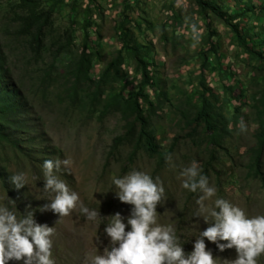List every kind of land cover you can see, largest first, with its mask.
Returning <instances> with one entry per match:
<instances>
[{"label":"rangeland","instance_id":"obj_1","mask_svg":"<svg viewBox=\"0 0 264 264\" xmlns=\"http://www.w3.org/2000/svg\"><path fill=\"white\" fill-rule=\"evenodd\" d=\"M38 1V11H51L39 45L21 31L20 0H0V63L19 92V104L0 120V205L18 218L32 211L36 223L54 227L55 264H85L87 254H100L109 245L104 232L109 216L120 212L127 217L132 207L116 198L112 178L133 169L162 181L157 222L174 227L186 254L207 227L196 217L201 193L181 186L180 172L192 161L216 189L206 204L223 198L249 216L264 215V147L256 160L258 111L264 108V53L257 56L264 50V0H212L253 52L241 46L223 19L195 0ZM250 4L259 10H246ZM85 21L89 26L83 28ZM123 21L127 44L140 50L153 78L141 88L154 109L142 108L158 154H149L142 144L135 149L134 139L115 144L126 133V120L115 106L104 110L112 97L128 96L141 81L135 59L125 49L118 72L101 77L121 48ZM82 53L90 58L89 78L76 73ZM203 88L218 115L212 136L203 124L187 123ZM241 118L248 129L244 133L238 128ZM56 159L72 161L67 171L62 166L55 174L85 206L99 211L96 221L87 220L79 205L65 217L40 211L50 195L43 191V163ZM17 173L26 176L19 190L9 180ZM205 243L217 264L236 257L234 248L220 252ZM258 264H264V255Z\"/></svg>","mask_w":264,"mask_h":264},{"label":"clouds","instance_id":"obj_2","mask_svg":"<svg viewBox=\"0 0 264 264\" xmlns=\"http://www.w3.org/2000/svg\"><path fill=\"white\" fill-rule=\"evenodd\" d=\"M193 33H198L195 25ZM238 128L247 132V125L241 118ZM166 160L171 156L166 154ZM70 159L45 160L43 163L44 187L49 193V203L40 211H52L59 217L70 215L79 205V211L87 220L96 221L99 211L85 206L76 191L55 171L61 167L67 171ZM182 188L201 193L196 200L199 206L196 217H202L206 229L195 239L193 250L185 253L172 225L157 222V205L161 204L165 189L159 177L133 169L122 177H113L115 196L121 203L131 205L130 214L120 212L110 217L104 232L110 239L109 245L100 254H87L85 264H217L216 257L207 248L205 240L216 245L220 252L235 249V259H224L223 264H258L264 255V215L249 216L245 210L223 198H216L211 205L205 202L216 196L215 187L209 186L208 177L202 174L198 163L180 172ZM17 189L25 187L26 176L17 173L9 177ZM27 208H31L29 204ZM127 221L126 223L124 221ZM130 229V230H126ZM54 227L38 224L32 211L18 218L6 206L0 205V264L10 261L22 264H55L51 237Z\"/></svg>","mask_w":264,"mask_h":264},{"label":"trees","instance_id":"obj_3","mask_svg":"<svg viewBox=\"0 0 264 264\" xmlns=\"http://www.w3.org/2000/svg\"><path fill=\"white\" fill-rule=\"evenodd\" d=\"M196 4L203 10H210L217 14L224 20L225 24L231 27L237 34L238 42L248 52H253L251 48L246 44L244 38L239 33L237 25L231 24V18L226 16L217 8V4L212 0H195ZM21 9L24 12L21 16V31L23 34H31L34 43L39 45L41 40L42 28L49 20L51 11H44L39 8L38 0H20ZM259 10L255 4H250L246 10ZM241 16V15H240ZM89 26V22L85 21L83 28ZM127 29H124V21L120 26L119 40L121 42V48L118 50L116 56L108 63L101 77L104 79L110 70L114 73L118 72V68L123 63L122 49H125L135 59L136 70L141 74L140 85L137 90L131 92L128 96L124 97L118 94L110 99V101L104 106V110H108L111 106H115L119 110L126 120V133L122 137H117L114 141L115 144H120L123 141L132 140L135 141V149L142 144L144 149L149 154H158L159 145L156 143L152 129L150 128L149 115L145 113L142 108V104L147 105L148 112L153 111L154 103L150 99L147 93L143 91L141 86H150L152 84V76L150 75L147 63L140 56V50L136 47L129 46L126 41ZM262 53H258L257 56L262 57ZM263 58V57H262ZM90 58L82 53L76 64V73L83 78L90 77ZM7 72L2 63H0V120L5 118L7 113L14 110L19 104L18 90L9 82L7 78ZM99 91H94V96H98ZM200 96V104L196 107L193 116L187 119L188 124L196 123L197 125L203 124L205 130L209 132V136L215 135L218 131L217 127V113L215 112L214 103L208 98L206 89H202ZM129 116H132V121L128 120ZM259 130L257 132L258 150L256 151V160H258L261 150L264 147V108L258 111ZM136 124L138 129H136ZM0 137H4V133L0 126ZM257 174V173H256Z\"/></svg>","mask_w":264,"mask_h":264}]
</instances>
